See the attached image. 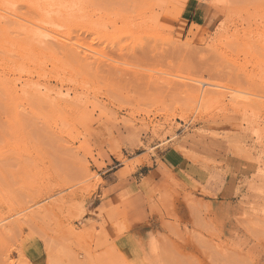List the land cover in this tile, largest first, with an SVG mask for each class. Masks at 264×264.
Returning <instances> with one entry per match:
<instances>
[{"label":"rangeland","instance_id":"1","mask_svg":"<svg viewBox=\"0 0 264 264\" xmlns=\"http://www.w3.org/2000/svg\"><path fill=\"white\" fill-rule=\"evenodd\" d=\"M24 1L0 0V264H264V0L186 29L178 0Z\"/></svg>","mask_w":264,"mask_h":264},{"label":"bare ground","instance_id":"2","mask_svg":"<svg viewBox=\"0 0 264 264\" xmlns=\"http://www.w3.org/2000/svg\"><path fill=\"white\" fill-rule=\"evenodd\" d=\"M24 2H26V3H28V4H30V7L31 8H33V10L35 11V13L36 14H38V16H40V19L41 20H39L41 23H50L51 21L50 20H52V19H54V17L55 18H57V17H62V16H64V13H66L65 11L66 10H64L65 9V7H69V4L67 3V4H63L62 2H58L57 0H27V1H24ZM1 3V2H0ZM5 3V2H4ZM9 4V3H8ZM149 5V4H148ZM152 5V4H151ZM12 6V5H11ZM2 10V9H1ZM4 10H6V9H4ZM32 10V11H33ZM148 11V10H147ZM140 12H141V10H140ZM68 13V12H67ZM8 14H10V15H13V16H18L12 9H9V11H8ZM149 14V13H148ZM3 17H4V19H5V17L6 18H9L8 16H7V14H4V13H2L1 14ZM67 16V15H66ZM1 17V16H0ZM3 17H1L2 19H3ZM147 17V16H146ZM145 17V18H146ZM37 20H38V18H37ZM149 20H150V17H149ZM36 21V20H35ZM38 21V22H39ZM34 23V22H32V21H30V23H32L31 25L33 26V27H37V26H39L40 28H42L41 26H42V24H39V23ZM148 22V21H147ZM224 22V21H223ZM219 24V23H218ZM158 26V25H157ZM218 27V26H217ZM3 28V27H2ZM36 30V29H35ZM34 30V31H35ZM41 32V31H40ZM219 33V32H218ZM6 34V33H5ZM39 34V33H38ZM44 35L46 34V33H43ZM49 34V33H48ZM39 35H42V33L41 34H39ZM44 35H43V37L42 36H38V37H42V38H44V39H46L45 37H50V38H52L51 36H47V34L45 35V37H44ZM57 36H58V34H56ZM37 37V38H38ZM27 38H28V36H27ZM42 38H39L38 39V41H39V43L41 42V44H42V42H44L43 41V39ZM55 39V40H54ZM53 40L55 41V43H57V44H59V46L58 47H61V46H63V44L64 43H62L61 42V39H58V38H56L55 36H54V38H53ZM37 41V40H36ZM37 41V42H38ZM6 43V42H5ZM45 43H47L46 41H45ZM45 43H43V44H45ZM60 43H62L61 44V46H60ZM47 46V45H46ZM42 47H44L43 45H42ZM48 47V46H47ZM72 47V46H71ZM68 48V47H67ZM191 80V82H193V84L191 85V87L193 88V91L195 92V94H196V96H198V97H201V98H204V97H206V95L209 93V92H211V91H213L214 90V88L215 87H218V84L217 83H214V82H211V81H209V80H202L201 78H196V77H193V78H191L190 79ZM198 84V85H196V84ZM199 86H204L205 88V90L204 89H200V87ZM204 96V97H203ZM61 97V96H60Z\"/></svg>","mask_w":264,"mask_h":264},{"label":"crops","instance_id":"3","mask_svg":"<svg viewBox=\"0 0 264 264\" xmlns=\"http://www.w3.org/2000/svg\"><path fill=\"white\" fill-rule=\"evenodd\" d=\"M170 4L176 9L175 18L172 21L173 28L186 29L191 25L205 26L210 25L212 21V9L203 0H178Z\"/></svg>","mask_w":264,"mask_h":264}]
</instances>
